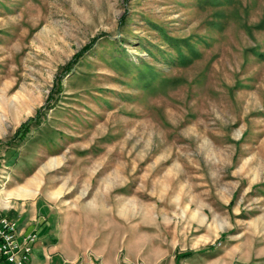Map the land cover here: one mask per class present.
Instances as JSON below:
<instances>
[{
  "label": "rangeland",
  "instance_id": "obj_1",
  "mask_svg": "<svg viewBox=\"0 0 264 264\" xmlns=\"http://www.w3.org/2000/svg\"><path fill=\"white\" fill-rule=\"evenodd\" d=\"M0 211L87 264H264V0H0Z\"/></svg>",
  "mask_w": 264,
  "mask_h": 264
},
{
  "label": "crops",
  "instance_id": "obj_2",
  "mask_svg": "<svg viewBox=\"0 0 264 264\" xmlns=\"http://www.w3.org/2000/svg\"><path fill=\"white\" fill-rule=\"evenodd\" d=\"M7 214L9 213L7 212ZM34 218V215H20L14 218L16 219L17 228L21 232L26 233L34 229L37 231V239L30 254V264H87L84 258H79L78 253L80 250L70 249L69 254V249L64 242L59 241V239L53 240L54 234L47 227L48 221L39 225L40 222L34 221Z\"/></svg>",
  "mask_w": 264,
  "mask_h": 264
},
{
  "label": "built area",
  "instance_id": "obj_3",
  "mask_svg": "<svg viewBox=\"0 0 264 264\" xmlns=\"http://www.w3.org/2000/svg\"><path fill=\"white\" fill-rule=\"evenodd\" d=\"M36 231L21 232L16 220L0 211V264H30Z\"/></svg>",
  "mask_w": 264,
  "mask_h": 264
}]
</instances>
